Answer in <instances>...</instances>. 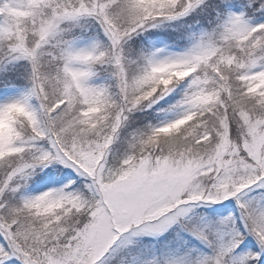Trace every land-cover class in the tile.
<instances>
[{
	"label": "snow or ice",
	"instance_id": "obj_1",
	"mask_svg": "<svg viewBox=\"0 0 264 264\" xmlns=\"http://www.w3.org/2000/svg\"><path fill=\"white\" fill-rule=\"evenodd\" d=\"M0 264H264V0H0Z\"/></svg>",
	"mask_w": 264,
	"mask_h": 264
}]
</instances>
